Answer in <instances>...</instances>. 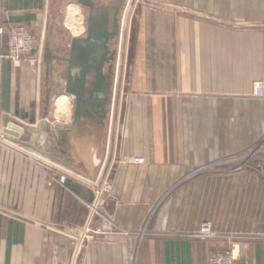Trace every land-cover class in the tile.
<instances>
[{
    "label": "crops",
    "instance_id": "1",
    "mask_svg": "<svg viewBox=\"0 0 264 264\" xmlns=\"http://www.w3.org/2000/svg\"><path fill=\"white\" fill-rule=\"evenodd\" d=\"M54 4L0 0V27L26 26L40 46ZM179 10L165 15L175 23L164 35L180 48L149 52L148 95L134 99L119 156L116 140L99 169L78 168L112 191L77 264H208L212 253L233 245L237 264H264L263 174L207 168L251 151L264 136V0H181ZM7 39L0 37L1 54ZM39 56L19 67L8 59L0 64V131L23 129L7 134L14 150L0 147V264H70L96 199L91 185L62 182L48 162L58 161L55 119L48 118L41 140L31 132L41 122ZM67 142L64 150L79 156L70 146L76 141ZM136 157L146 163L129 162ZM204 223L213 237L196 238Z\"/></svg>",
    "mask_w": 264,
    "mask_h": 264
},
{
    "label": "rangeland",
    "instance_id": "2",
    "mask_svg": "<svg viewBox=\"0 0 264 264\" xmlns=\"http://www.w3.org/2000/svg\"><path fill=\"white\" fill-rule=\"evenodd\" d=\"M52 19L50 20V27L46 36L48 39L55 38V32L58 33V26L55 24V17L59 18L58 22L62 28V33L70 32L74 33L72 27L69 26L70 19L72 16L76 17L77 29L80 30V23L85 20L87 11L83 9L77 0H54ZM103 3L104 15L110 22L117 21L119 24V32L112 42V49L116 52V58L111 65V83H112V98L109 100L107 111L109 112L108 119L104 124L99 127L102 135L101 144L99 150L101 151L102 158L98 157L93 165L97 166V169L105 162L104 154L106 149L114 150L117 145V153L119 156V149L124 145L125 137L128 131L131 129L132 115L135 112V106L133 105L134 99H146L148 95L147 91V77H148V61L149 52L154 50L164 49H179L180 43L170 39V35H164L165 26H174V18L165 19V15L178 14L181 0H98ZM187 1V0H184ZM190 3L196 0H188ZM124 20V21H123ZM76 24V23H75ZM73 30V31H71ZM77 30V31H78ZM79 32V31H78ZM61 34V33H58ZM51 44V42L49 41ZM48 45L50 46V44ZM190 44V43H189ZM194 45V43H193ZM48 46V47H49ZM33 58V57H32ZM48 77V76H47ZM53 76L51 75L50 78ZM48 88H43L44 94H48ZM42 93L40 92V97ZM51 98V93L48 94ZM56 97V96H55ZM59 97V96H58ZM41 100V98H40ZM142 101V100H141ZM56 102H52L49 109V118L54 120L56 118ZM140 114H146L147 106L141 104L137 107ZM137 113V111H136ZM55 121V120H54ZM53 121V122H54ZM59 127H64L66 122H60ZM116 138V139H115ZM117 140V144L115 143ZM110 141L112 143L110 144ZM116 144V145H115ZM46 147V146H45ZM53 153L55 155L61 154L58 146L53 145ZM108 147V148H107ZM260 147H264V136L263 138L253 146L252 150L247 153L238 154L234 157L245 158L252 152L259 151L258 157L260 161L246 162L237 160L234 161V157L224 159L213 164H221L220 166L212 167L217 172H232L242 173L245 170L253 169L258 174L264 173V154L259 150ZM107 150V151H108ZM36 155L35 153H33ZM70 154L75 156L77 159V168H83V161L77 156L74 150L70 151ZM46 159V158H45ZM51 161L50 164L55 163V171L59 174V180L64 177H73L80 183L88 186V183L80 179L77 175L69 174V171H75L69 169L67 166L59 163L58 161L47 159ZM146 161V160H145ZM228 161L233 162L229 166H224V163ZM130 162V161H129ZM146 163V162H145ZM212 164V165H213ZM53 166V165H52ZM51 168V166H50ZM210 170V169H209ZM208 170H205V172ZM68 172V174H67ZM65 175V176H64ZM264 176V175H263ZM87 178V177H85ZM55 180V176H52ZM89 179V178H87ZM112 191V190H111ZM109 191L108 193H111ZM107 193V194H108ZM104 201V198H103ZM83 233V232H82ZM82 233L80 237H82ZM79 237V238H80ZM75 241V247L72 253V259L70 264H77L81 257L85 244L78 243ZM218 252V251H216Z\"/></svg>",
    "mask_w": 264,
    "mask_h": 264
},
{
    "label": "flooded vegetation",
    "instance_id": "3",
    "mask_svg": "<svg viewBox=\"0 0 264 264\" xmlns=\"http://www.w3.org/2000/svg\"><path fill=\"white\" fill-rule=\"evenodd\" d=\"M88 2V5L85 2L81 4L77 0L87 11L85 20L80 23L79 34L62 33L57 21L58 33L61 34L55 32V38H46L39 46L41 121H46L44 132L48 128L47 120L52 102H57L62 97L69 98L73 111L70 115L71 122L63 125L64 127H59L60 122L54 118L53 129L57 135L60 131H72L77 119L79 132L83 134L91 127L104 124L109 117L107 106L113 94L110 72L116 58V52L111 47L116 37L113 34L115 22H110L104 15L103 3L95 0ZM105 18L108 20L107 26H104ZM43 88L49 89V92L46 91L51 93V98L44 94ZM66 152V156L61 153L54 154L53 157L62 163H66L67 159L75 160L71 164L76 166L77 159L70 151Z\"/></svg>",
    "mask_w": 264,
    "mask_h": 264
},
{
    "label": "built area",
    "instance_id": "4",
    "mask_svg": "<svg viewBox=\"0 0 264 264\" xmlns=\"http://www.w3.org/2000/svg\"><path fill=\"white\" fill-rule=\"evenodd\" d=\"M6 35H8L7 42L5 43L7 53H0V64L4 59H8L14 66L19 67L25 63H31L35 59H37H34L32 57L36 55L39 51V42L36 40V38L32 35L31 31L26 26H10L8 29L0 27V37ZM254 89L256 96H263V88L259 83L255 85ZM11 145L14 146V144H11V141L9 140L7 134L3 130L0 131V147L14 150ZM259 150H261L262 154H264V147H260ZM258 154L259 151H255L250 153V155H247L245 158L234 157V161L240 160L244 163L252 161L258 162L260 161L259 158L257 159ZM145 162V158L143 157H136L130 160V163L135 165H143L145 164ZM231 163L233 162L228 161L227 163H224V166H229ZM220 165L221 164H213L207 168L216 167ZM262 174L264 175V173ZM64 180L65 178H62V182ZM82 180L87 182L88 185H91L94 188L96 193V199L94 203L88 205L89 221L86 227L84 228L82 237H80L78 240V243L80 244H84L97 233L96 231H91L90 223L100 213V210L105 206V201H103L104 195L112 190L110 184L101 185L99 180H91L87 178H84ZM122 233L127 234L124 232ZM195 237L200 239H208L213 237L211 223H204L199 233L196 234ZM239 259V247L237 245H233L227 251H218L212 253L208 259V264H237Z\"/></svg>",
    "mask_w": 264,
    "mask_h": 264
},
{
    "label": "water",
    "instance_id": "5",
    "mask_svg": "<svg viewBox=\"0 0 264 264\" xmlns=\"http://www.w3.org/2000/svg\"><path fill=\"white\" fill-rule=\"evenodd\" d=\"M81 4L87 3L88 5V1L89 0H79ZM98 2V0H95ZM104 26H107V19L105 18L104 20ZM119 31V24L117 21H115L114 23V31L113 34L117 35ZM103 40H105V37L103 38ZM103 125V124H102ZM100 126H95V127H91L89 129V131L85 132V133H81L79 132V121L78 119L76 120L74 129L72 131H60L57 135V145L59 147L62 148L61 153L63 155L66 156L67 152L64 150L65 146H68V137H71V139H74V141H76L74 144L70 145L72 146L74 149H76V151L79 153V156L81 158V160L83 161V163H85L87 165V167L92 168L95 165L94 162L97 160V154L99 155L100 150L99 145L101 144V140H102V135L99 132ZM46 128V121L42 120L39 124V128L38 129H34L31 130V132L36 136V140L39 141L42 138L43 132ZM14 131H21L23 132V129L17 127L16 125H10V128L7 129L5 131L6 134H10L13 135L15 134ZM21 144L28 146L30 148H32L33 150L42 153L46 156H51L49 153L43 151L41 148H39L37 146V144L35 143H29V142H21ZM67 159V158H66ZM75 160H71V159H67V162L64 163L66 164L68 167H70L72 170H74L75 172H77L79 175L82 176H87V173L74 167L71 163L74 162Z\"/></svg>",
    "mask_w": 264,
    "mask_h": 264
},
{
    "label": "bare ground",
    "instance_id": "6",
    "mask_svg": "<svg viewBox=\"0 0 264 264\" xmlns=\"http://www.w3.org/2000/svg\"><path fill=\"white\" fill-rule=\"evenodd\" d=\"M76 20H77L76 17L72 16V19H70V21H68V22H69V26L73 28L74 33L79 34L80 31L77 29V22L78 21H76ZM81 29H84L83 26H81ZM70 102L71 101H69L68 97H62L59 100H57L55 107H56V120L58 122H66V123L71 122L70 115H71V112L73 110H72V105ZM48 162L51 163V161H48ZM76 174L79 178H82V177L84 178V176L79 175L78 173H76Z\"/></svg>",
    "mask_w": 264,
    "mask_h": 264
}]
</instances>
